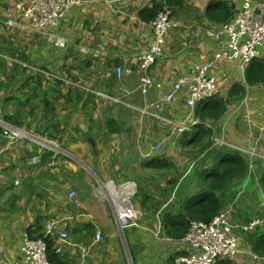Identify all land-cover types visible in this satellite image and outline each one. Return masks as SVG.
<instances>
[{
    "label": "crops",
    "instance_id": "0c3cea01",
    "mask_svg": "<svg viewBox=\"0 0 264 264\" xmlns=\"http://www.w3.org/2000/svg\"><path fill=\"white\" fill-rule=\"evenodd\" d=\"M26 1L0 0V120L27 134L11 141L0 126V264H23L22 234L45 236L48 225L60 264H169L186 248L182 238L165 236V220L176 217L182 202L197 191L194 175L179 185L181 201L171 192L162 209L158 201L168 192L160 188L165 182L158 181L156 190L145 192L150 204L134 202L140 212L138 226L126 229L119 227L111 204L98 198V182L132 184L135 189L142 167L148 177L144 164L158 157L154 148L169 137L165 133H175L140 109L161 99L194 65L225 48L224 37H210L225 23L212 21L206 13L210 2L219 0H185L174 10L176 25L167 32L162 58L149 71L162 90L146 96L139 89L137 59L151 40L152 21L144 22L140 13L162 0H80L53 30L30 28L14 8ZM222 1L228 3L231 19L243 2ZM246 68L222 60L210 72L220 95L234 83L245 90L219 122L209 125L213 135L217 132L233 145L249 143L251 136L241 138V132L260 131L264 138L263 85L246 89ZM186 97L183 89L160 116L183 122L189 115L199 122L186 107ZM52 145L69 157L57 154ZM48 152L53 155L46 156ZM256 162L262 165V159ZM59 233L67 238L60 240ZM97 233L102 238L98 242ZM239 246V257L228 261L250 264L248 247L241 240Z\"/></svg>",
    "mask_w": 264,
    "mask_h": 264
},
{
    "label": "built area",
    "instance_id": "2783aa9c",
    "mask_svg": "<svg viewBox=\"0 0 264 264\" xmlns=\"http://www.w3.org/2000/svg\"><path fill=\"white\" fill-rule=\"evenodd\" d=\"M80 2V0H27L17 3L14 8L22 14L31 29L53 30L59 27L67 11L72 6L79 5ZM7 6L11 7L12 5L7 3ZM173 18V11L168 8H164L157 14L150 26L151 40L147 49L137 59L140 72L139 89L143 96L151 91L162 90V84L152 79L149 71L162 58L167 32L176 25ZM210 37L215 39L224 37L226 39L225 48L214 53L211 59L194 65L193 72L178 78L161 99L149 104L148 108L140 109L143 115L171 126L175 134L181 135L188 132L194 125L198 124V121H192V116L189 115L187 121L183 122H172L160 116L163 107L169 105L177 94L183 89L185 90L187 94L185 104L191 112L198 103L220 95L217 78L210 73L216 63L222 60L239 62L240 68L244 70L252 61L262 58L263 53L261 52H264V0H243L239 13L213 31ZM116 75L121 77L119 69ZM0 126L8 140L27 137L23 130L11 128L1 120ZM41 141L45 144V141ZM211 142L217 148L228 147L239 153L237 145L229 144L219 136L213 135ZM159 150L160 146L154 148L156 152ZM252 152L250 159H262L264 166V152L258 149L252 150ZM98 183L97 196L100 200L108 201L111 204L119 227L126 229L138 226L140 212L130 201L135 195L134 186L126 183L120 186H115L112 182L103 184L99 181ZM115 191L118 193L117 196ZM262 208V215L253 219L247 226L231 224L228 210L225 213L220 212L209 222H190L187 233L180 240L181 244L185 246L186 252L174 258L169 264H218L222 261L237 259L241 254L238 241L240 231L248 233L264 228V206ZM45 234L44 238L54 235L51 225L46 227ZM58 237L64 241L67 234L59 233ZM101 240V235L97 233L95 241ZM20 251L23 264H51L47 258V244L44 239H32L28 233H23ZM245 253L250 264H264V257H259L248 249ZM128 264L132 263L129 262Z\"/></svg>",
    "mask_w": 264,
    "mask_h": 264
},
{
    "label": "trees",
    "instance_id": "16d2710c",
    "mask_svg": "<svg viewBox=\"0 0 264 264\" xmlns=\"http://www.w3.org/2000/svg\"><path fill=\"white\" fill-rule=\"evenodd\" d=\"M185 0H162L153 2L149 8L140 13L141 19L146 22H153L157 14L164 8L174 12L175 9L183 6ZM215 7V8H214ZM207 17L212 21L226 23L231 20V9L226 1H211L207 6ZM244 81L249 86L264 85V58L252 61L244 71ZM245 96V90L239 83H234L227 88L226 94L218 95L213 99L202 101L194 109V115L198 124L190 131L180 135L181 146H191L199 155V161L194 162V183L197 191L193 196L182 202L181 210L174 218L165 220V236L171 239H181L186 234L191 221L209 222L218 215L224 207L226 194L232 185H236L245 176L247 163L236 151L228 148H213L211 138L213 130L210 125L219 122L228 110L231 103L239 102ZM201 125H200V124ZM168 126V125H166ZM196 126V127H195ZM210 127V128H209ZM194 129V130H193ZM211 147V148H210ZM236 152V153H235ZM238 153V154H237ZM46 156L53 154L48 152ZM258 168L254 170L260 176V184L264 188V166L256 162ZM170 163L161 161L158 157L147 160L144 164L149 169L158 170L168 167ZM167 181V180H166ZM165 181V182H166ZM174 180H169V185ZM165 187V185H164ZM149 200L143 196L141 201ZM145 205V204H144ZM141 204V206H144ZM29 235V234H28ZM32 239H44L47 244V258L51 264H60L55 251L52 250V241L43 235L32 237ZM245 247L259 257H264V229H256L245 240ZM218 264H233L229 261H222Z\"/></svg>",
    "mask_w": 264,
    "mask_h": 264
},
{
    "label": "rangeland",
    "instance_id": "374dc122",
    "mask_svg": "<svg viewBox=\"0 0 264 264\" xmlns=\"http://www.w3.org/2000/svg\"><path fill=\"white\" fill-rule=\"evenodd\" d=\"M250 88L251 87L249 86L246 89H250ZM262 88L264 89V85L262 86ZM262 97L264 98L263 94ZM250 125L252 126V124ZM170 127L167 126L164 130L171 132ZM215 134L217 136V132H215ZM237 135H242L241 138H246V139L249 136H251L249 143L247 142L246 143L239 142L241 144L237 143L239 154H241V156L247 163V170L245 176L241 178V180H239V182L236 185L234 184L228 189V192L226 194V201L224 202V207L222 210L223 212L222 211L221 212L225 213L226 210L229 211V218L231 224H242L244 226H247L253 219L259 218L263 213L262 206H264V188L260 184V176L258 174L256 175L254 174L256 173L254 172V170L258 168V165L255 164L256 159H250V158L252 156L251 154H253L252 150L256 151L257 147L260 150L264 149V141L262 140L264 138L262 137L260 131L255 133L241 132L238 133ZM165 136H169V137H167L165 140L161 142V147L157 156L161 161H165L167 164L170 163L171 165H168L167 168L164 167L158 170L149 169L148 177L146 179L144 177L146 173V169L143 167L141 168L140 176L137 182L138 186L137 188L134 189L135 195L136 193H138V195L132 197L130 200L133 205H135L134 202L141 203L142 205L146 203L150 204L151 202L148 201L145 202L144 199L143 202L141 201L143 195H145V192H148L150 190L152 191L156 190L157 189L156 183L158 181L165 182L166 180L167 181L164 183L165 187H160V188L162 190L165 189L166 192L168 193L160 196L162 197V200L158 201V206L161 207L167 202L168 198L171 195V192H174L175 201L180 202L182 198L181 196H179L180 195L179 194L180 191L178 190L179 185L183 183L184 180L185 182H187V180L191 178V174L192 175L194 174L193 171L194 165H192V163L199 161V159L203 157L202 155H199L194 148H191V146H181L180 135L178 134L169 135V133H165ZM32 139H34L41 145H46L38 138H32ZM213 148H217V147L213 146ZM52 149L55 150L57 154L61 153L69 157L67 151H63L54 147ZM260 166L263 167L262 165ZM83 167L85 168L86 171L92 173L89 168H87L86 166ZM169 180H174V182L169 185L168 183ZM185 186H187V183L185 184ZM173 189L175 190L173 191ZM172 202L171 204H173ZM162 207L160 209H162ZM251 233H253V231L248 233H244L243 231H240L239 238L237 237L238 241L241 240L244 242V245H247L245 244V240H247V237Z\"/></svg>",
    "mask_w": 264,
    "mask_h": 264
},
{
    "label": "bare ground",
    "instance_id": "6f19581e",
    "mask_svg": "<svg viewBox=\"0 0 264 264\" xmlns=\"http://www.w3.org/2000/svg\"><path fill=\"white\" fill-rule=\"evenodd\" d=\"M199 124H200V123H199ZM200 125H201V124H200ZM196 126H197V125H196ZM196 126H195V127H196ZM193 130H194V129H193ZM21 134H23V132H21ZM235 153H236V152H235ZM237 154H238V153H237ZM240 155H241V154H240ZM111 187H112V186H111ZM117 194H118V193L115 191V195H116V196H117Z\"/></svg>",
    "mask_w": 264,
    "mask_h": 264
},
{
    "label": "clouds",
    "instance_id": "9594fccd",
    "mask_svg": "<svg viewBox=\"0 0 264 264\" xmlns=\"http://www.w3.org/2000/svg\"><path fill=\"white\" fill-rule=\"evenodd\" d=\"M192 222V221H191ZM202 222V221H201ZM190 224V223H189ZM188 231V230H187ZM187 233V232H186ZM254 253V252H253Z\"/></svg>",
    "mask_w": 264,
    "mask_h": 264
}]
</instances>
